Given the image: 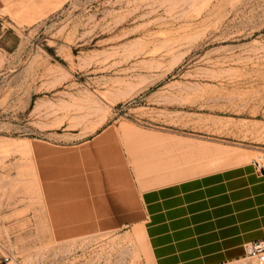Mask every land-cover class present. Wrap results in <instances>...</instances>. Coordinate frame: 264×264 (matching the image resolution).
Returning <instances> with one entry per match:
<instances>
[{"label": "rangeland", "instance_id": "rangeland-1", "mask_svg": "<svg viewBox=\"0 0 264 264\" xmlns=\"http://www.w3.org/2000/svg\"><path fill=\"white\" fill-rule=\"evenodd\" d=\"M256 162L264 0L0 11V264H152L141 191Z\"/></svg>", "mask_w": 264, "mask_h": 264}, {"label": "crops", "instance_id": "crops-1", "mask_svg": "<svg viewBox=\"0 0 264 264\" xmlns=\"http://www.w3.org/2000/svg\"><path fill=\"white\" fill-rule=\"evenodd\" d=\"M70 0H0L3 19L24 26ZM152 264H226L264 238V177L240 165L153 186L139 195Z\"/></svg>", "mask_w": 264, "mask_h": 264}, {"label": "built area", "instance_id": "built-area-1", "mask_svg": "<svg viewBox=\"0 0 264 264\" xmlns=\"http://www.w3.org/2000/svg\"><path fill=\"white\" fill-rule=\"evenodd\" d=\"M254 166L264 174V167L259 162H256ZM245 257H254L257 264H264V238L247 243L245 245ZM5 260L7 261L8 258Z\"/></svg>", "mask_w": 264, "mask_h": 264}]
</instances>
